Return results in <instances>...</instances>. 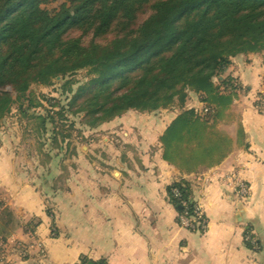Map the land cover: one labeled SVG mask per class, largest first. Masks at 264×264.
Masks as SVG:
<instances>
[{
    "label": "trees",
    "instance_id": "obj_1",
    "mask_svg": "<svg viewBox=\"0 0 264 264\" xmlns=\"http://www.w3.org/2000/svg\"><path fill=\"white\" fill-rule=\"evenodd\" d=\"M53 3L0 0V134L22 141L14 125L31 126L39 152L48 145L69 159L76 155L70 141L84 131L129 112L176 111L158 139L161 160L181 176L165 194L178 215L193 217L196 190L182 176L197 178L245 147L239 124L235 140L219 128L239 123L233 104L248 92L228 74L232 60L264 56V0ZM81 71L86 80H75ZM191 95L199 109L186 107ZM258 98L257 106L264 95ZM43 157L47 167L53 157ZM1 205L0 252L12 249L26 261L27 245L11 240L21 231L33 237L40 222L22 224Z\"/></svg>",
    "mask_w": 264,
    "mask_h": 264
},
{
    "label": "crops",
    "instance_id": "obj_2",
    "mask_svg": "<svg viewBox=\"0 0 264 264\" xmlns=\"http://www.w3.org/2000/svg\"><path fill=\"white\" fill-rule=\"evenodd\" d=\"M236 75L248 90L233 104L239 123L219 129L235 140L239 124L245 147L197 178L182 176L194 184L207 220L204 233L181 228L165 194L181 176L161 160L158 139L175 116L129 112L85 131L73 141L70 167H58L54 159L47 167H14L18 142L0 134V202L22 224L40 222L33 237L21 231L11 241L38 244L46 253L45 260L33 254L14 264H264V114L255 104L264 95V75L254 66ZM230 176L247 185L241 202ZM199 181L206 183L201 195Z\"/></svg>",
    "mask_w": 264,
    "mask_h": 264
},
{
    "label": "rangeland",
    "instance_id": "obj_3",
    "mask_svg": "<svg viewBox=\"0 0 264 264\" xmlns=\"http://www.w3.org/2000/svg\"><path fill=\"white\" fill-rule=\"evenodd\" d=\"M63 0H54V3L52 4V6H56L58 3H60ZM251 66H254L256 69L261 71V74L264 75V70H262V68H264V56L263 55H257V56H247V57H237L235 59L232 60V70L230 68L228 74L231 75L234 78H237L238 76L236 75L237 73L241 72L242 70L245 69H249ZM85 71H81L78 72L77 74L74 75V79L77 81H85ZM236 75V76H235ZM239 80V82H241V80L239 78H237ZM221 80V79H220ZM55 89L58 88V86L53 87ZM53 88L50 89H44V88H36L37 92H43V93H49L51 92V90ZM40 89V90H39ZM258 99V101L260 100L258 97L255 99V101ZM254 101V102H255ZM187 108H200V105L198 104V100L195 96L191 95L187 104H186ZM256 109L264 114V105H263V101L260 102V104L258 105V107H256ZM177 114L176 111H168V112H162V113H158V114H154L152 116L154 117H162L164 119H169L173 116H175ZM138 115V114H137ZM150 116V115H147ZM165 121V120H164ZM15 122V121H14ZM16 125V124H15ZM13 127V129H15V133H18L19 136L21 137V134L24 133L25 134V140L20 139V141H17V148L15 149V156L20 159V162L18 163V159L17 161H15L14 167H31V165L33 163H38L39 166H42L45 163V159L43 157V154L45 153H49L51 154V157H53L54 161L53 162H58V167H64L63 165L66 164V166L68 167L69 165L71 166L73 163V158H63L62 156L59 157H55V152H50V147L48 145H46L45 147L40 149V152L37 148V144L36 142L33 140V135H32V128L31 126H27L25 129H23V125L21 126L19 124V128L18 127ZM17 131V132H16ZM29 132V134H28ZM85 132V131H84ZM83 132V133H84ZM83 135V134H82ZM28 138V139H27ZM75 139H79L77 137H74L71 141H70V145L71 147H74V143L73 141ZM83 139V138H82ZM72 142V143H71ZM63 156H67V155H63ZM55 162V163H56ZM70 162V163H69ZM20 164H23L22 166ZM69 166V167H70ZM3 203L0 202V207L3 206L1 205Z\"/></svg>",
    "mask_w": 264,
    "mask_h": 264
},
{
    "label": "built area",
    "instance_id": "obj_4",
    "mask_svg": "<svg viewBox=\"0 0 264 264\" xmlns=\"http://www.w3.org/2000/svg\"><path fill=\"white\" fill-rule=\"evenodd\" d=\"M264 105V103H263ZM230 183L233 185V194L236 202L243 201L248 193L247 185L244 181L239 179L237 176H230ZM206 183L204 181H199L196 185L197 187V193L198 195H201V193L205 190ZM195 209H194V216L191 218L178 215V223L181 228L188 232L195 231L198 227H200L202 230H205L207 227V220L205 218L202 206L199 201L195 200ZM184 205V203H182ZM53 233V231H52ZM245 242L251 246V249L256 251L257 246L255 240L250 237H245ZM1 248V245H0ZM27 249L30 255L35 254L38 258V260L42 261L46 258L45 251L41 248L38 244H31L27 245ZM18 255H21L20 253L14 252L12 249L6 248L3 253L0 252V264H14V260L18 259Z\"/></svg>",
    "mask_w": 264,
    "mask_h": 264
}]
</instances>
